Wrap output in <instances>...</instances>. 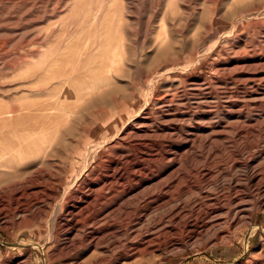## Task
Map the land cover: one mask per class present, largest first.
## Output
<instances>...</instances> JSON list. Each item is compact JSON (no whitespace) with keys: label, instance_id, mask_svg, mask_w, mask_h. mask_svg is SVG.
Returning a JSON list of instances; mask_svg holds the SVG:
<instances>
[{"label":"rangeland","instance_id":"1","mask_svg":"<svg viewBox=\"0 0 264 264\" xmlns=\"http://www.w3.org/2000/svg\"><path fill=\"white\" fill-rule=\"evenodd\" d=\"M263 77L264 0H0V114L11 113L0 120V138L32 131L38 114L32 109L50 105L46 115L62 122L46 143L49 158L37 150L19 171L29 165L24 173L36 170V181L50 189L61 179L69 195L62 209L58 199L38 205L36 214L24 213L15 204L18 187H5L0 264H264V190L249 194L245 168L252 157L261 173L256 182H264ZM78 95L83 98L76 100ZM146 130L150 138L139 135ZM120 137L145 142L115 148ZM169 150L180 154L181 165L152 159ZM140 154H146L142 164L149 177L184 171L169 189L172 201L156 208L133 199L132 218L123 221L117 210L105 231L109 219L79 213L81 232L70 231V219L62 220L79 201L74 192L83 197L89 187L97 189L112 161L130 155L138 162ZM199 168L210 171L207 183L196 174ZM232 177L247 195L243 214L233 221L225 215L207 231L199 228L195 214L207 206H187L198 198L199 186L227 199ZM161 180L144 193L159 189ZM141 206L142 216L136 214ZM196 219L195 230L188 223ZM86 227L98 232L91 243L79 238Z\"/></svg>","mask_w":264,"mask_h":264},{"label":"bare ground","instance_id":"2","mask_svg":"<svg viewBox=\"0 0 264 264\" xmlns=\"http://www.w3.org/2000/svg\"><path fill=\"white\" fill-rule=\"evenodd\" d=\"M254 74V72H252ZM256 73V72H255ZM264 78V77H263ZM232 79V78H231ZM250 79V78H249ZM262 79V78H261ZM255 80V78H254ZM253 80V81H254ZM260 80V79H258ZM257 80V81H258ZM248 81V80H247ZM252 81V80H250ZM262 81V80H261ZM260 81V82H261ZM263 82V81H262ZM261 82V83H262ZM245 83V82H244ZM243 83V84H244ZM251 83V82H250ZM253 83V82H252ZM260 83V84H261ZM102 84V83H101ZM249 84V83H247ZM239 85V84H238ZM246 85V84H245ZM255 85V84H254ZM96 87L98 86V84L96 83L95 85ZM260 86V85H259ZM257 86V87H259ZM243 87V86H242ZM246 87V86H245ZM255 87V86H253ZM249 88V87H248ZM246 88V89H248ZM252 88V87H250ZM93 89V88H92ZM257 90V89H256ZM247 91V90H246ZM249 91V90H248ZM245 92V91H244ZM252 92V91H251ZM55 93V92H54ZM260 93V92H259ZM262 94V93H261ZM63 93L58 92L57 96H59V98L62 99ZM83 95V94H82ZM242 96V95H241ZM244 96V95H243ZM82 96L78 95L76 96V100H78L79 98H81ZM83 98V97H82ZM81 98V99H82ZM80 99V100H81ZM230 100V99H229ZM250 100V99H249ZM248 100V101H249ZM259 100V99H258ZM26 106V105H25ZM59 107V106H58ZM66 108V107H65ZM20 109V108H19ZM51 110L52 107L48 104H42L37 106L35 110L38 112L37 115H34L35 118L33 119L34 121H36V123H34L33 126H31L32 131H23L21 133H16V134H9L7 135V138L10 137L11 139H7L6 136L2 135L3 138H0V194L2 192V190L7 187V186H17L18 188H15V200H17L15 204L18 205L17 209L20 210L21 212L27 213V212H31L36 214L37 210H38V205L40 204H45L47 205V207L49 205H53L57 202L58 199L62 200V206L61 209L65 206V203L68 202V196H64L65 194V190L62 188L61 186V179L58 180L59 183H56L57 186L55 187H51L48 188V186L46 185V183H43V180L40 181H36V177L38 174L36 170H33V172L31 173L30 171H28L27 173H24V171L28 170V168L30 167L29 165H26V170L24 171H19V169L21 168H25L21 166V168L19 167L21 164V162L23 160H25L26 158H33L34 153L38 150L40 151V153H44L45 152V156H47L46 154H48L47 151H45V149L47 148V141L48 138L54 134H56V132H58L60 130V125L62 120H60L59 118L57 119L54 116H48L46 115V111ZM249 109V108H248ZM8 110V109H7ZM59 110V109H58ZM67 110V109H66ZM65 110V111H66ZM233 110V109H232ZM240 110V109H239ZM9 111V110H8ZM54 111V110H53ZM253 111V110H252ZM240 112V111H239ZM10 112H4L0 114V120H5L8 119L9 116H7V114H9ZM67 113V112H66ZM11 114V113H10ZM236 114V113H235ZM258 115V114H257ZM11 116V115H10ZM32 116V117H34ZM249 116V114H248ZM8 117V118H7ZM25 119V118H24ZM66 119V118H65ZM68 120V119H67ZM259 121V120H258ZM233 122V121H232ZM241 123V121H238ZM237 122V123H238ZM246 123V121H245ZM258 123V122H257ZM220 124V123H219ZM230 124V123H229ZM236 125V124H235ZM56 126V127H55ZM217 126V125H216ZM228 126V125H227ZM243 126V125H242ZM246 126V125H245ZM250 126V125H248ZM12 127V126H11ZM230 127V126H229ZM232 127V126H231ZM247 127V126H246ZM252 127V125H251ZM255 127V126H254ZM258 127V126H257ZM211 128V127H210ZM213 128V127H212ZM225 128V127H224ZM227 128V127H226ZM237 128H238V124H237ZM235 128V129H237ZM251 129V128H249ZM253 129V127H252ZM258 129V128H257ZM19 130V129H18ZM227 131V130H226ZM138 132V131H137ZM141 134H139L140 136H149L147 130L146 131H139ZM138 132V133H139ZM229 132V131H228ZM234 132V131H233ZM236 132V131H235ZM242 132V130L240 131ZM177 133V132H176ZM220 133V132H219ZM217 132V134H219ZM224 133V132H223ZM222 133V134H223ZM247 133V132H246ZM249 133V132H248ZM225 134V133H224ZM129 135V134H128ZM131 135V134H130ZM137 135V134H136ZM192 135V134H191ZM213 135V133H212ZM245 135V134H244ZM138 136V137H140ZM151 136V135H150ZM150 136L148 138H150ZM154 136V135H153ZM202 136V135H201ZM220 136V135H219ZM222 136V135H221ZM134 137V136H133ZM136 137V136H135ZM208 138H206L205 140H209V136H207ZM214 137V136H213ZM130 138V137H129ZM132 138V137H131ZM145 138V137H144ZM199 138V137H198ZM203 138V136H202ZM217 138V135H216ZM128 139V138H127ZM126 138L124 139L123 137H120L119 139H117L114 143V146L116 148V146L121 145L120 148L125 147V146H132L133 143H136L138 145L144 144V140L138 139L132 141L131 140H127ZM136 139V138H134ZM195 139V138H194ZM147 140V139H146ZM203 140V139H202ZM203 140V141H205ZM150 141V140H149ZM185 141V140H184ZM192 140L187 139V142H190ZM194 141V140H193ZM211 141V140H210ZM223 141V140H222ZM59 142V140H58ZM57 142V143H58ZM186 142V141H185ZM196 142V141H195ZM151 143V142H150ZM195 144V143H194ZM193 144V146H194ZM209 144V143H208ZM55 145V144H54ZM59 145V144H58ZM148 145V144H147ZM188 145V144H186ZM192 145V144H191ZM204 146V145H203ZM55 147V146H54ZM53 147V148H54ZM136 147V146H135ZM110 148V146H109ZM112 148V147H111ZM192 148V147H191ZM127 149V148H126ZM134 149V148H133ZM132 149V150H133ZM141 149V148H140ZM114 150V148H113ZM131 150V148H130ZM136 150V149H135ZM149 150V149H148ZM154 150V149H153ZM52 151V150H51ZM49 151V152H51ZM112 151V150H111ZM167 151V150H165ZM189 151V150H188ZM47 152V153H46ZM105 152V151H104ZM52 153V152H51ZM187 153V152H186ZM105 154V153H104ZM132 154V153H131ZM191 154V153H190ZM42 155L41 154V159H42ZM152 155V154H151ZM54 156V155H53ZM130 156V155H129ZM129 156H122L121 158H119L118 160L115 161H110L111 164L108 165L109 168L104 172L105 174L103 175L102 179L100 180V182L97 184L98 187L97 189H94L92 187H89V189H87L88 191L86 192V194L83 197H78L77 193L74 192V195L76 196L74 199L78 198V202L76 200L72 201V206L68 208L67 210V215L65 216V219L62 220V222L67 221V219H70V221H67V224L70 225V231L72 230L73 232H76V236L79 234V232H81V230H79V226H80V222H78L77 217L78 215L81 216L79 213H90L91 215L94 216L93 221H95L97 218L99 219V221H103V220H108V222H111V225H108L106 228L104 227L103 231L112 228V224L115 222H113L110 218L115 214V212L117 210L121 211L120 213V219L122 218V220H127L129 217L132 218V216H129L131 214V210H129V205L131 203V201L136 200L140 205H142L141 203H145V206H151V205H156V208H160L163 207L167 204H169L172 201L171 198V194H169V189L171 187L172 184H174V182H176L177 180H179L182 176H184V174L181 172L180 168H175L174 170H172L171 172H169L168 174H162L160 172L156 173V175H152L153 177H149L148 176V170L147 168L143 167L142 162L146 160V154H140L139 156V161L138 162H133L132 160H130ZM134 156V155H133ZM186 156V155H185ZM48 157V156H47ZM100 157V156H99ZM112 157V156H111ZM151 157V156H150ZM183 157V156H182ZM46 158V157H43ZM49 158V157H48ZM97 158V156H96ZM113 158V157H112ZM138 158V157H137ZM109 159V158H108ZM134 159V158H133ZM152 159L155 161H165L168 162L169 164L174 163L175 167H177V165H181V158H180V154L177 151H173V150H169L168 152H157L156 154L152 155ZM100 160V159H99ZM135 160V159H134ZM148 160V159H147ZM150 160V159H149ZM248 163H246V170H247V181L249 184L248 190L251 192L249 194L253 193V196L255 195H259L262 194L260 192H262L264 190V182L260 183L259 181L256 182V180L260 177V174L253 166H252V161L254 160L252 157L247 159ZM103 161V160H102ZM175 161V162H174ZM25 162V161H24ZM29 162V161H28ZM36 162V161H35ZM37 162H39L37 160ZM42 162H44V160H42ZM41 162V163H42ZM149 162V161H148ZM128 163H130V166H127ZM164 163V162H163ZM33 165V162L30 163V165ZM43 164V163H42ZM46 164V163H45ZM149 164V163H148ZM152 164V163H151ZM156 165V164H155ZM159 165V164H157ZM97 166V165H96ZM9 167V169H11L10 171L7 170L8 172H5V170H3L2 168H6ZM148 167V166H147ZM150 167V166H149ZM157 167V166H156ZM160 167V166H159ZM31 168V167H30ZM182 168V167H181ZM206 168V167H205ZM208 168V167H207ZM93 169V167H92ZM149 169V168H148ZM152 169V168H151ZM200 169V168H199ZM89 170V169H88ZM95 170V168H94ZM93 170V171H94ZM102 170V169H101ZM105 170V169H104ZM220 170V169H219ZM35 171V172H34ZM46 171V170H44ZM157 171V170H156ZM195 171V170H193ZM212 171V170H211ZM92 172V171H91ZM98 172V171H97ZM222 172V171H221ZM49 173V172H47ZM51 173V172H50ZM152 173V172H151ZM167 173V172H165ZM185 173L188 174V172L185 171ZM193 173V172H192ZM219 175L221 174L220 172H218ZM46 174V173H45ZM91 174V173H90ZM150 174V173H149ZM200 176V179L202 180V182H206L208 181V176H210V171L208 169H200L197 171V173ZM223 174V172H222ZM225 174V173H224ZM246 174V175H247ZM263 174V173H262ZM44 175V174H43ZM43 175L38 176L39 178H44ZM49 175V174H48ZM53 175V174H52ZM62 175V174H61ZM99 175H102L99 173ZM165 175V176H163ZM264 175V174H263ZM18 176H23L20 177V181L16 183H13V181L11 180H15L18 178ZM51 176V175H50ZM58 176V175H57ZM55 176V177H57ZM186 176V175H185ZM193 176H195L193 174ZM222 176V175H221ZM49 177V176H48ZM54 177V176H53ZM144 177H147V180L144 179ZM149 177V178H148ZM188 177V176H187ZM38 178V179H39ZM77 178V176H76ZM93 178V177H92ZM99 178V177H98ZM210 178V177H209ZM52 179V178H51ZM85 179V178H83ZM97 179V178H96ZM162 179L160 182H162V186H158L160 187L159 189L157 188V190L151 192L152 194L149 195V193H144V192H149L146 191L148 189V184H153L155 180H160ZM199 179V180H200ZM55 180V179H54ZM78 180H80L78 178ZM95 180V178H94ZM185 180V179H184ZM210 180V179H209ZM241 180V179H240ZM245 180V179H244ZM96 181V180H95ZM127 181H137L136 184L134 185V187H122V190L119 191V188L121 186H123L124 183H126ZM183 181V180H182ZM187 181V180H186ZM189 181V180H188ZM49 182V181H48ZM85 182V181H84ZM160 182H158L157 184H160ZM185 182V181H184ZM52 183V182H51ZM50 183V184H51ZM83 183V181H82ZM191 183V182H190ZM199 183V182H197ZM207 183V182H206ZM64 184V183H63ZM155 184V183H154ZM156 184V186H157ZM85 185V184H84ZM128 185V184H127ZM205 185V184H203ZM199 186V193H198V198H195V200L187 206H191L192 208H199V207H203V206H207V209L204 210V214L200 213H196L195 215L198 216V218L201 220L200 221V225L199 228H202L203 230H208L209 228H216L220 226V223L222 221V219H224L225 215H228L230 220H234L236 218H238V216H240L241 214H243V203L245 201V198L247 197V195H245V191L243 190V185L241 186L240 181H238V178H234L232 177L230 179L229 182V190H230V194L228 196V198L226 199V195H220L219 193H209L205 191V186ZM51 186V185H50ZM80 186V185H79ZM153 186V185H152ZM173 186V185H172ZM81 187V186H80ZM9 188V187H8ZM153 188V187H152ZM195 188V187H194ZM225 188V187H224ZM222 188V191L223 189ZM84 189V187H83ZM167 189V190H166ZM247 189V188H246ZM151 190V187L150 189ZM4 191V190H3ZM7 191V190H6ZM78 191V190H77ZM83 191V190H82ZM190 190H188L189 192ZM228 191V190H227ZM173 192V191H172ZM175 192V191H174ZM173 192V193H174ZM4 193V192H3ZM83 193V192H81ZM99 193V194H98ZM190 193V192H189ZM225 193V191H224ZM229 193V191L227 192ZM6 194V193H5ZM12 194V195H13ZM2 195V194H1ZM0 195V197H1ZM11 195V193H10ZM9 195V196H10ZM11 195V196H12ZM73 195V194H72ZM83 195V194H82ZM141 195V196H140ZM173 195V194H172ZM264 195V194H263ZM8 196V197H9ZM175 196V195H174ZM260 196V195H259ZM27 197H30L29 200L26 201V199H28ZM173 197V196H172ZM252 198V197H251ZM7 199V198H4ZM134 199V200H133ZM19 200L21 201H26L22 204H20V202H18ZM227 200V201H226ZM176 201V200H174ZM173 201V202H174ZM250 201V200H247ZM8 202V201H7ZM100 202H103L101 207H97V204L99 205ZM246 202V201H245ZM60 203V204H61ZM69 203V202H68ZM185 203V202H184ZM180 204V203H179ZM186 204V203H185ZM247 204V203H246ZM139 205V206H140ZM172 205H178L177 201L175 204ZM2 206V205H1ZM144 206V205H142ZM141 206V207H142ZM246 206V205H245ZM132 207V206H131ZM138 207V206H137ZM176 207V206H175ZM40 208V206H39ZM133 208V207H132ZM155 208V207H154ZM16 209V210H17ZM151 210V209H150ZM156 210V209H155ZM158 210V209H157ZM194 210V209H193ZM196 210V209H195ZM194 210V211H195ZM246 210V209H245ZM248 210V209H247ZM41 211V210H39ZM137 211V210H136ZM145 211V207H142V209H139L136 214H140L142 216V213H144ZM189 211V210H188ZM89 214V215H90ZM135 214V213H134ZM151 214V213H150ZM179 214V213H178ZM117 215V213L115 214ZM119 215V214H118ZM83 216V215H82ZM147 216V215H146ZM247 216V215H246ZM248 216L251 218L252 214H248ZM247 216V217H248ZM90 217V216H88ZM87 218V216H86ZM136 218V217H135ZM191 218V217H190ZM228 218L226 219L228 221ZM92 219V218H91ZM139 219V218H138ZM143 219V218H142ZM242 219V218H241ZM118 220V218H117ZM191 221V220H190ZM197 219L193 220L192 222L188 223V225L190 224V227L193 226V228L199 229L197 228ZM58 219H56L55 221V227H57L61 221L58 224ZM109 222V223H110ZM229 222V221H228ZM106 223V222H105ZM103 223V224H105ZM126 223V222H125ZM138 223V222H136ZM142 223V222H141ZM83 224V223H82ZM97 224V223H96ZM131 224V223H130ZM195 224V225H193ZM222 224V223H221ZM91 225V224H90ZM93 225V224H92ZM118 225V224H117ZM121 225V223H120ZM129 225V224H128ZM133 225V224H132ZM131 225V226H132ZM127 226V225H126ZM92 227V226H91ZM91 227H86L85 231L83 232V236L80 235L79 238H83L84 240L89 241L90 243L92 241H94V239L96 238V234L98 233L97 231H93L91 230ZM102 227V226H101ZM115 227V226H114ZM130 227V226H129ZM128 227V228H129ZM257 227V226H256ZM93 228V227H92ZM99 228V227H97ZM114 229V228H113ZM121 229V227H120ZM61 230V229H60ZM100 232H103L101 231ZM123 230V229H122ZM121 230V231H122ZM126 230V228H125ZM210 230V229H209ZM56 231V230H55ZM69 231V232H70ZM88 231V233H86ZM99 231V230H98ZM128 231V230H126ZM59 232V231H58ZM62 232V231H61ZM72 232V233H73ZM120 232V231H119ZM193 232V231H192ZM205 232V231H204ZM78 233V234H77ZM116 233V232H114ZM129 233V232H128ZM71 234V233H70ZM201 234V233H200ZM112 235V234H111ZM107 236V235H106ZM105 236V237H106ZM116 236V235H115ZM75 237V236H74ZM104 237V236H102ZM78 238V239H79ZM107 238V237H106ZM114 238V236H113ZM59 239V238H58ZM99 239V238H98ZM102 239V238H101ZM100 239V240H101ZM68 240V239H67ZM77 240V239H76ZM80 240V239H79ZM82 240V241H84ZM96 240V239H95ZM58 241V240H57ZM73 241V239L71 240ZM99 241V240H98ZM74 242V241H73ZM86 242V241H85ZM65 243V242H64ZM76 243V242H75ZM81 243V242H80ZM84 244V243H83ZM82 244V245H83ZM78 246V245H76ZM87 246V245H86ZM65 247V246H64ZM69 247V246H68Z\"/></svg>","mask_w":264,"mask_h":264}]
</instances>
